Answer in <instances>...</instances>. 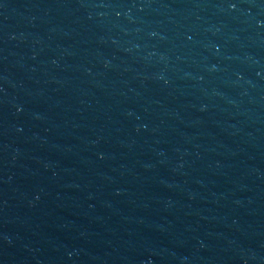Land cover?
I'll return each instance as SVG.
<instances>
[{"label":"water","instance_id":"water-1","mask_svg":"<svg viewBox=\"0 0 264 264\" xmlns=\"http://www.w3.org/2000/svg\"><path fill=\"white\" fill-rule=\"evenodd\" d=\"M0 264H264V0H0Z\"/></svg>","mask_w":264,"mask_h":264}]
</instances>
